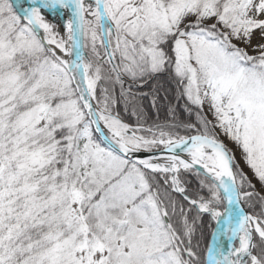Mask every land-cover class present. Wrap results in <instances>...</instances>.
Wrapping results in <instances>:
<instances>
[{"label":"rangeland","instance_id":"374dc122","mask_svg":"<svg viewBox=\"0 0 264 264\" xmlns=\"http://www.w3.org/2000/svg\"><path fill=\"white\" fill-rule=\"evenodd\" d=\"M40 2L42 5L33 8L31 17L47 43L63 48L60 21L65 24L66 19L55 14L53 1ZM106 2L81 0L84 18L88 22L97 17L99 20V5L104 4L105 37L112 35L117 41L123 71L135 81L160 70L161 54L155 47L163 35L178 33L175 50L180 71L188 75L198 89L202 111L218 140L229 150L239 170L264 199V68L253 73L244 70L236 54L228 49L238 51L242 58H264V0H236L228 14L213 5H200V0ZM24 3V0H13L14 10L25 26L18 28V23L13 27L3 25L8 29L6 37L9 42L0 45V61H9L16 52L36 50L37 42H40L30 26L29 15L24 13ZM235 10H241V13L235 16ZM7 22H0V26ZM198 24L222 32L228 28V47L206 33L184 31L186 27ZM85 70L87 84L96 103L98 78H88L86 65ZM30 92L38 97L41 93H54L62 98L51 112L39 111L25 120L24 125L34 128L39 134L38 130L53 118L59 128L68 127L70 131H76L71 168L78 178L84 179V183L71 193L69 213L73 218L81 219L86 236L88 232L93 235L90 241L86 237L83 245L70 244L66 249H57L49 256V264H181L175 253L166 251L160 233L165 222L156 206L152 202L134 204L147 189L142 172L93 140L92 129L85 120L79 101L72 96L66 68L50 62ZM108 115L111 114L100 117L108 129L119 135L126 147L153 152L161 149L157 147L158 143L169 142L131 136L128 129ZM204 153V164L211 165V155ZM2 173L0 168V177ZM202 211L210 212L215 220L217 212H220L209 210L208 206H204ZM238 243L240 246L234 251V263L247 251L245 234L241 235ZM250 260L251 255L245 264Z\"/></svg>","mask_w":264,"mask_h":264},{"label":"trees","instance_id":"16d2710c","mask_svg":"<svg viewBox=\"0 0 264 264\" xmlns=\"http://www.w3.org/2000/svg\"><path fill=\"white\" fill-rule=\"evenodd\" d=\"M235 2L200 0V5H213L228 14ZM240 13L241 10H235L234 14ZM4 20L8 22L0 26V45L9 42L8 29L4 26L13 27L16 23L18 28L25 26L11 0H0V22ZM194 30L228 47V28L222 32L198 24L184 31ZM178 36V33L163 35L155 47L161 54L160 70L135 81L124 73L120 48L112 35H106L105 47L98 17L90 22L84 18L87 76L98 78L96 104L103 113L116 116L128 131L144 140L175 142L195 135L218 140L202 111L198 89L180 71L175 50ZM36 47L14 53L9 61H0V168L3 169L0 264H49V256L57 249H66L70 244L83 245L86 237L89 241L93 239L91 232L86 236L81 219L69 213L71 193L84 183L71 168L76 131L59 128L53 118L38 130L39 134L24 125L25 120L39 111L51 112L62 99L54 93H41L38 97L30 92L50 62L60 65L41 42ZM228 49L236 54L244 70L253 73L264 68V58L246 59L238 51ZM71 90L73 98L78 100L72 85ZM93 140L100 144L94 134ZM136 167L144 175L147 189L134 204L152 202L156 206L165 222L160 233L166 251L175 253L181 264H206L215 222L212 215L201 210L208 206L209 210L224 212L225 202L219 188L192 170H180L177 181L190 203L176 191L171 173L148 172ZM234 171L243 205L264 231V199L235 162ZM239 246L237 243L236 248ZM249 264H264V240L255 237Z\"/></svg>","mask_w":264,"mask_h":264},{"label":"water","instance_id":"95a60500","mask_svg":"<svg viewBox=\"0 0 264 264\" xmlns=\"http://www.w3.org/2000/svg\"><path fill=\"white\" fill-rule=\"evenodd\" d=\"M11 1L13 3V0ZM66 2L70 11L74 55L71 63L65 68L71 80V85L77 95L79 104L82 107L93 134L99 140L100 145L119 158L146 171H166L171 173L174 177L173 181L176 191L185 199L187 198L185 197L183 190H180L178 184L176 183L177 172L180 170H192L213 182L223 195L225 210L222 214L216 211L218 214H221V219L219 222L215 220V229L213 231L207 252L206 264H209L210 262L211 252L213 251L216 243L219 241L220 235L222 239V247L219 264H236L234 263V251H236V243L239 242L242 234H245L247 237V251L243 260L245 264L247 257L252 255L255 237L264 240V232L262 231L258 220L250 215L243 205V194L238 187L234 171V160L229 150L222 142L204 135H195L176 142L181 144V146L177 149H169L164 143H158L161 149L153 152L132 149L126 147L125 145L115 144L109 140L104 134L100 124V115L104 116L106 114L95 106V100L92 99L88 91L85 70L86 54L84 51V16L82 3L81 0H66ZM100 13V31L103 43L106 47V37L104 34L106 11L103 3H100ZM29 19L30 26L36 33L43 47L53 55L47 42L43 39L42 34L39 32L36 24L34 23L31 13L29 14ZM54 58L63 65V63L56 56H54ZM108 116L120 122L116 116ZM128 134L134 136L131 131H128ZM190 143L197 144L204 150V152L211 155L210 162H212V164H204L205 156L199 164H196L188 159L183 152ZM173 158L185 160L188 165L186 167L179 168L175 172L160 167V162L162 160ZM187 201L189 200L187 199ZM238 210L246 218L245 228L239 221ZM232 223L235 224V230L228 236V227Z\"/></svg>","mask_w":264,"mask_h":264},{"label":"bare ground","instance_id":"6f19581e","mask_svg":"<svg viewBox=\"0 0 264 264\" xmlns=\"http://www.w3.org/2000/svg\"><path fill=\"white\" fill-rule=\"evenodd\" d=\"M24 1L25 3H24L23 10H24V13L27 15L31 13V11L33 10L35 6L42 5L40 0H24ZM51 1H53L55 5V8H54L55 14L58 17L64 16L66 19V23L64 24L63 22L60 21V33H61V37L63 41V48L56 47L49 43L47 44L49 46L50 51L53 53V55L56 56L63 63L64 67H68L74 55V45H73V36H72V29H71L70 11H69L66 0H51ZM88 91L92 99L94 100L89 87H88ZM100 124H101V128L104 134L107 136L109 140H111L113 143L118 144V145H125L124 142L119 138V135L116 132H112L110 129L106 127V125L104 124L101 118H100ZM165 145L169 149H177L181 146V144L179 143H169V142L165 143ZM203 151L204 150L197 144L190 143L187 145L186 150L183 152V154L186 157H188V159H190L192 162L199 164L202 162L205 156V153ZM187 165L188 164L185 160L178 159V158L162 160L160 162L161 168L170 170L172 172H175L179 168L186 167ZM238 214H239V221L242 224V226L245 228L246 218L239 210H238ZM220 219H221V214L217 213L216 215L217 222H219ZM234 230H235V224L232 223L228 227V231H227L228 236L231 235L234 232ZM221 247H222V239L220 235L219 241L216 243V245L213 248V251L211 252L209 264H219L220 263ZM244 256H245V253H242L240 256H238L236 264H244L243 262Z\"/></svg>","mask_w":264,"mask_h":264}]
</instances>
